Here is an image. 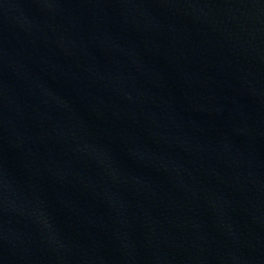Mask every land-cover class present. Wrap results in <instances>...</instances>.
Instances as JSON below:
<instances>
[{
  "label": "water",
  "instance_id": "95a60500",
  "mask_svg": "<svg viewBox=\"0 0 264 264\" xmlns=\"http://www.w3.org/2000/svg\"><path fill=\"white\" fill-rule=\"evenodd\" d=\"M0 264H264V0H0Z\"/></svg>",
  "mask_w": 264,
  "mask_h": 264
}]
</instances>
